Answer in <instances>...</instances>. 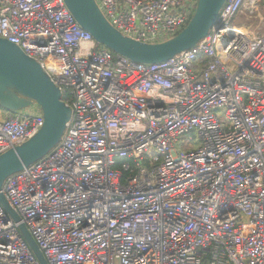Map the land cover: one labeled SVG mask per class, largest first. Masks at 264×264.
I'll list each match as a JSON object with an SVG mask.
<instances>
[{
  "label": "built area",
  "instance_id": "obj_1",
  "mask_svg": "<svg viewBox=\"0 0 264 264\" xmlns=\"http://www.w3.org/2000/svg\"><path fill=\"white\" fill-rule=\"evenodd\" d=\"M94 1L148 43L177 34L197 2ZM217 20L144 63L95 41L63 0H0V38L71 108L57 145L2 185L20 220L0 203V264H39L19 223L47 264H264V0H225ZM14 113L0 114V154L43 121L35 104Z\"/></svg>",
  "mask_w": 264,
  "mask_h": 264
},
{
  "label": "water",
  "instance_id": "obj_2",
  "mask_svg": "<svg viewBox=\"0 0 264 264\" xmlns=\"http://www.w3.org/2000/svg\"><path fill=\"white\" fill-rule=\"evenodd\" d=\"M81 28L101 45L134 62L165 61L193 47L217 26L218 12L225 0H197L187 24L174 36L159 42L131 39L116 30L94 0H63ZM36 104L42 124L28 140L0 154V203L15 221L20 216L10 207L1 188L7 177L45 156L60 141L71 116V108L61 98L60 89L40 64L16 44L0 38V106L18 112ZM19 231L39 264H47L38 245L23 223Z\"/></svg>",
  "mask_w": 264,
  "mask_h": 264
},
{
  "label": "rangeland",
  "instance_id": "obj_3",
  "mask_svg": "<svg viewBox=\"0 0 264 264\" xmlns=\"http://www.w3.org/2000/svg\"><path fill=\"white\" fill-rule=\"evenodd\" d=\"M235 22V21H234ZM247 26H251V28H253L256 24H255V21H248L246 22ZM36 105V104H35ZM38 110H40L39 106L36 105ZM31 109V106L30 107H27L25 108V110H30ZM4 111V109L0 106V114H2V112ZM10 114L12 115H15L14 112H10ZM189 136H190V133L188 134H184L180 137V141L181 143L183 144L184 147L188 148L187 146L192 142V139H189ZM192 146V145H191ZM146 165L148 166V163H146Z\"/></svg>",
  "mask_w": 264,
  "mask_h": 264
},
{
  "label": "bare ground",
  "instance_id": "obj_4",
  "mask_svg": "<svg viewBox=\"0 0 264 264\" xmlns=\"http://www.w3.org/2000/svg\"><path fill=\"white\" fill-rule=\"evenodd\" d=\"M95 3H96V2H95ZM98 8H99V7H98ZM218 14H219V12H218ZM217 18H218V15H217ZM188 21H189V19H188ZM188 21H187V22H188ZM186 24H187V23H186ZM186 24H185V25H186ZM78 25H79V24H78ZM79 26H80V25H79ZM94 40H95V39H94ZM95 41H96V40H95Z\"/></svg>",
  "mask_w": 264,
  "mask_h": 264
}]
</instances>
